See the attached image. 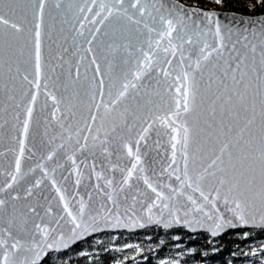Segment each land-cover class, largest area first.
Segmentation results:
<instances>
[{
	"label": "snow or ice",
	"instance_id": "snow-or-ice-1",
	"mask_svg": "<svg viewBox=\"0 0 264 264\" xmlns=\"http://www.w3.org/2000/svg\"><path fill=\"white\" fill-rule=\"evenodd\" d=\"M216 17L0 0V264L106 228L264 227V19Z\"/></svg>",
	"mask_w": 264,
	"mask_h": 264
},
{
	"label": "trees",
	"instance_id": "trees-1",
	"mask_svg": "<svg viewBox=\"0 0 264 264\" xmlns=\"http://www.w3.org/2000/svg\"><path fill=\"white\" fill-rule=\"evenodd\" d=\"M206 10L264 15L253 0H178ZM42 264H264V230H237L211 238L184 229L149 227L134 233H102L61 253H50Z\"/></svg>",
	"mask_w": 264,
	"mask_h": 264
},
{
	"label": "water",
	"instance_id": "water-1",
	"mask_svg": "<svg viewBox=\"0 0 264 264\" xmlns=\"http://www.w3.org/2000/svg\"><path fill=\"white\" fill-rule=\"evenodd\" d=\"M167 2L179 4V5L183 6V8L188 9L189 11H191L192 9H199L201 11H213V12L217 13L216 18H218L220 20L222 25H228V26L234 27V28H243L244 26L251 27L252 22L258 21L260 19H264V15L250 16V15H242V14H238V13H234V12H225V11H218V10H206V9H202V8H198V7L185 5L178 0H167ZM244 22H247V25ZM149 227H159L165 231L174 230V229H184L187 233H189L191 235H194L197 233H204V234H207L208 236H210L211 238H218L219 236H221L224 233L231 232V231H237V230H252V229L264 230V227L238 226L235 228H225L218 235L212 236L211 232H209L205 228H197L195 231H193L189 228L184 227L183 225H175V226H173L171 228H167V229L164 228L163 226L157 225V224H147L143 228H140V227H135V228H123V227H121V228H106L103 231L92 232L89 235H86L81 239H77L74 243L70 244L69 248L63 249L61 252H64V251L72 248L73 246L77 245L78 243L85 241L86 239H88L90 237H93V236H96V235H99L102 233H119V232L134 233V232H137V231H140L142 229L149 228ZM61 252H59V253H61ZM50 253H56V252H50ZM45 258L46 257H44V259Z\"/></svg>",
	"mask_w": 264,
	"mask_h": 264
}]
</instances>
